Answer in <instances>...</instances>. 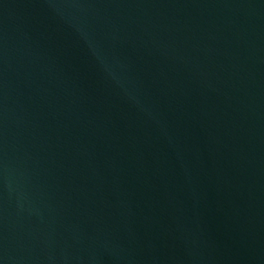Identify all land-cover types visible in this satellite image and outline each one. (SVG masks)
<instances>
[{"label": "water", "instance_id": "1", "mask_svg": "<svg viewBox=\"0 0 264 264\" xmlns=\"http://www.w3.org/2000/svg\"><path fill=\"white\" fill-rule=\"evenodd\" d=\"M0 264H264V0H0Z\"/></svg>", "mask_w": 264, "mask_h": 264}]
</instances>
